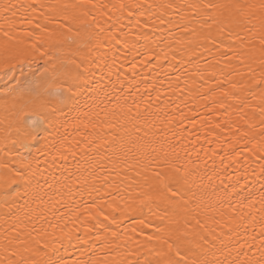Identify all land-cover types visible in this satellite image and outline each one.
I'll list each match as a JSON object with an SVG mask.
<instances>
[{"label": "bare ground", "instance_id": "bare-ground-1", "mask_svg": "<svg viewBox=\"0 0 264 264\" xmlns=\"http://www.w3.org/2000/svg\"><path fill=\"white\" fill-rule=\"evenodd\" d=\"M4 2L0 264H264L260 0Z\"/></svg>", "mask_w": 264, "mask_h": 264}, {"label": "snow or ice", "instance_id": "snow-or-ice-1", "mask_svg": "<svg viewBox=\"0 0 264 264\" xmlns=\"http://www.w3.org/2000/svg\"><path fill=\"white\" fill-rule=\"evenodd\" d=\"M17 6L12 3H5L4 0H0V14L12 11V14L15 15V12L13 11ZM205 8H219L223 7L221 5H216V4H211V3H206L204 5ZM232 8L235 9L236 13L239 15H248V14H255L252 12V10L256 9L260 12L261 14V35H260V43L262 46H264V0H260V3L258 5L256 4H249V5H239L235 4L231 6ZM4 19L7 21L8 17L5 15ZM223 30V29H221ZM7 35V33H5ZM11 38V37H9ZM68 39H71L69 37ZM262 51H264V48H262ZM59 71V70H58ZM44 72H47V68L44 69ZM64 75V87L62 89H57L56 96L59 101V104H57L53 108V112L55 111H62L63 109L60 107V105H70L74 106L76 103H78L77 98L81 95L82 92H86L90 87L89 83V76L87 73V69L85 66H82L81 64H76L75 70L68 71L64 70L63 73ZM53 76L56 75V72L52 73ZM48 82V78L45 77L43 80H40L36 82L35 84V89L33 90V94L37 97L36 100L31 101L30 103L32 105H38L41 108L47 109L48 104L51 103V101H45L44 95H42L39 92V89L43 87L44 84ZM47 90L45 89V92ZM51 95V93H49ZM27 105H25L24 111L25 115H28L29 113L27 112ZM175 194V193H173ZM39 243V241H37ZM171 249V245L169 246ZM8 251V249H6ZM38 251V250H37ZM179 255V252H177ZM13 255H15V252H13ZM12 264H18L16 261H12ZM19 264H38L37 261H21ZM44 264H55V262H44ZM165 264H188L187 261H184L183 258L179 260H173L169 258ZM192 264H197L196 261H193ZM200 264H206V261L200 262Z\"/></svg>", "mask_w": 264, "mask_h": 264}]
</instances>
